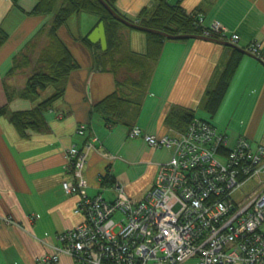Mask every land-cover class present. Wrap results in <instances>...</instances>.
<instances>
[{
  "label": "crops",
  "instance_id": "obj_1",
  "mask_svg": "<svg viewBox=\"0 0 264 264\" xmlns=\"http://www.w3.org/2000/svg\"><path fill=\"white\" fill-rule=\"evenodd\" d=\"M106 1L131 22L139 21L154 5V0ZM166 1L171 6L179 5L187 15L201 17L205 27L218 23L237 35L236 49L202 40L163 38L137 115L131 114L130 126L107 127L93 108L115 91V77L97 67L95 48L89 49L82 43L98 26V19L81 14L73 24L69 21L59 29L57 36L78 69L59 86L64 93L46 112V128L21 139L8 119L0 117V217H9L14 222L0 224V264H35L37 258L51 252V247L57 244V235L82 222L74 213L79 197L65 196L61 184L71 179L66 152L72 147L82 149L91 138L97 139L96 149L119 158L109 167V173L134 202L144 199L158 165L169 160L170 152L151 149L142 139L130 138L129 131L137 127L156 137H175L184 131L179 122L169 120L176 109L190 111L193 119L211 124L226 138L228 148L239 138H244L252 150L264 147L263 61L244 53L216 113L210 116L205 110L206 96L215 90L233 51H242L252 44L261 45L264 51V0ZM19 5L30 12L35 0H20ZM52 20L51 15L28 16L9 0H0V28L8 35L0 48V108L7 106L9 112L30 110L56 92L52 85L50 96L44 100L39 97L35 101L15 99L8 103L2 86L14 56L40 29H49ZM118 33L127 49L141 56L156 42L132 30L118 29ZM24 83L22 76L7 81L18 88ZM128 93L122 89L124 96ZM200 109L210 120L195 116L194 112ZM79 126H85L82 135L76 134ZM105 168L106 163L96 153H89L83 171L89 196L99 194V179ZM104 193L109 197L102 194L103 198L112 197L110 191ZM57 264L74 262L61 256Z\"/></svg>",
  "mask_w": 264,
  "mask_h": 264
},
{
  "label": "built area",
  "instance_id": "obj_2",
  "mask_svg": "<svg viewBox=\"0 0 264 264\" xmlns=\"http://www.w3.org/2000/svg\"><path fill=\"white\" fill-rule=\"evenodd\" d=\"M202 37L234 46L239 41L218 23L203 27ZM242 51L264 62L261 45ZM84 131L85 126H79L76 134ZM129 137L170 152L169 160L158 165L144 199L132 201L114 181L102 186L119 158L96 149V138L82 149L70 148L65 161L71 179L61 189L65 196L79 197L74 213L82 222L57 235L51 252L35 264H57L61 256L74 264H264V147L252 150L239 138L228 148L211 124L196 119L175 137H156L137 127L130 129ZM91 152L106 163L95 196L87 194L83 177ZM251 181L255 184L250 191L240 194ZM105 189L112 193L109 200L102 196ZM0 224L14 222L0 217Z\"/></svg>",
  "mask_w": 264,
  "mask_h": 264
},
{
  "label": "trees",
  "instance_id": "obj_3",
  "mask_svg": "<svg viewBox=\"0 0 264 264\" xmlns=\"http://www.w3.org/2000/svg\"><path fill=\"white\" fill-rule=\"evenodd\" d=\"M9 1L14 8L28 16L53 17L50 28L40 29L14 56L11 69L2 84L8 103L15 99L35 101L48 86L53 85L56 89L51 97L30 110L9 112L7 106L0 108V117L8 119L18 136L28 139L30 134L46 128V112L64 93L59 86L71 72L78 69L77 63L59 40L57 32L72 18L81 14L92 15L98 19V24H103L107 45L105 51H102L99 45L89 44L86 38L82 43L89 49L95 48L94 59L97 67L112 74L116 81L115 91L96 104L93 111L102 117L107 127L118 124L130 126L129 119L132 113L135 117L139 111L153 65L160 54V42L163 38L146 34L156 42L149 45L146 55L141 56L127 49L125 40L118 33V29L125 27L114 21L96 0H35L30 12L20 7V0ZM108 5L118 14L111 3ZM200 19L201 17L185 14L177 4L171 6L166 0H154L153 7L143 14L137 25L170 36L202 37V28L205 26L198 24ZM7 40L8 35L0 28V48ZM243 54V51H233L215 90L207 94L205 110L210 116L216 113L222 102ZM15 76L25 78L21 88L7 84V81ZM122 89L129 93L124 96ZM169 116V120L179 122L184 130L194 118L192 112L182 109L174 110ZM112 182V177L102 179V186H109Z\"/></svg>",
  "mask_w": 264,
  "mask_h": 264
},
{
  "label": "water",
  "instance_id": "obj_4",
  "mask_svg": "<svg viewBox=\"0 0 264 264\" xmlns=\"http://www.w3.org/2000/svg\"><path fill=\"white\" fill-rule=\"evenodd\" d=\"M96 1L105 9V11L110 15V17L114 21H116L117 23L121 24L123 27H125L129 30L139 32V33H143V34H150V35L159 36V37H162V38H164L166 40H170V41L202 40V41H206V42L215 43V44H218V45L223 46V47L236 49V46H234L232 44H229L226 42L210 40V39H206L204 37H199V36H170V35L158 32V31L139 27L136 23L128 21V20L124 19L123 17H121L120 15H118L112 8H110V6L108 5V1H106V0H96ZM86 40L91 45H99L100 49L102 51H105L107 48V45H106V37H105V31H104L103 24L99 23L98 26L86 38Z\"/></svg>",
  "mask_w": 264,
  "mask_h": 264
},
{
  "label": "rangeland",
  "instance_id": "obj_5",
  "mask_svg": "<svg viewBox=\"0 0 264 264\" xmlns=\"http://www.w3.org/2000/svg\"><path fill=\"white\" fill-rule=\"evenodd\" d=\"M76 21V17H74V18H72L71 20H70V22H69V24L71 25V24H73L74 22ZM134 23H136V24H138V21L137 22H134ZM122 29H124L125 31H130L129 29H127V28H122ZM142 35H146V34H143L142 33ZM206 39H210V38H206ZM210 40H215V39H210ZM215 41H220V42H226V43H229V42H227V41H223V40H215ZM230 44V43H229ZM236 46V45H235ZM49 89H51V86H48L47 87V89L44 91V92H42V94H40V96L39 97H41L42 98V100H44V99H46L47 98V96H50L49 94H50V90ZM39 100V99H38ZM194 114H195V116L198 118V119H205V120H210L209 118H208V116L204 113V111L203 110H198V111H195L194 112ZM255 184V181H251V182H249L247 185H245L240 191H239V193L240 194H246V193H248L249 191H250V189H251V187L253 186ZM108 191V189H105V192H107ZM103 195H104V197L105 198H108L109 197V194L108 193H103ZM185 264H197V262H196V260H192V261H189V262H187V263H185Z\"/></svg>",
  "mask_w": 264,
  "mask_h": 264
}]
</instances>
